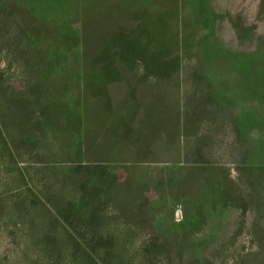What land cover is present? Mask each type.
<instances>
[{
	"label": "rangeland",
	"instance_id": "obj_1",
	"mask_svg": "<svg viewBox=\"0 0 264 264\" xmlns=\"http://www.w3.org/2000/svg\"><path fill=\"white\" fill-rule=\"evenodd\" d=\"M101 97L172 136L119 153ZM0 264H264V0H0Z\"/></svg>",
	"mask_w": 264,
	"mask_h": 264
},
{
	"label": "crops",
	"instance_id": "obj_2",
	"mask_svg": "<svg viewBox=\"0 0 264 264\" xmlns=\"http://www.w3.org/2000/svg\"><path fill=\"white\" fill-rule=\"evenodd\" d=\"M138 69L140 73L134 72L136 73L134 74L132 72H126L127 74L132 73L133 75L131 76H125L126 73L122 72L124 75L121 77L118 76L119 79L117 80L122 83L129 81L133 84H136V82L148 84L152 77H149L147 73L143 72V67L140 66ZM110 78V76L103 74L95 77V80L103 84ZM105 103L117 106L111 118L116 123H114L116 126H113L112 129L116 133V143L119 148V153L123 152L122 154L127 153L129 155L132 153L137 156L145 155L144 152L147 149L149 150L150 141H152L153 137H157V134H152L153 129H159L160 134L158 137L160 138L164 137L165 134L167 135V131L168 137L172 136L173 113H171L172 100L170 98L120 97L109 99L101 97L93 99L92 104L102 106ZM97 112L91 116V120L95 123L97 122L95 128L97 126L101 129L107 123L105 122L106 118L110 119V114H108L110 112L103 107L97 109Z\"/></svg>",
	"mask_w": 264,
	"mask_h": 264
}]
</instances>
